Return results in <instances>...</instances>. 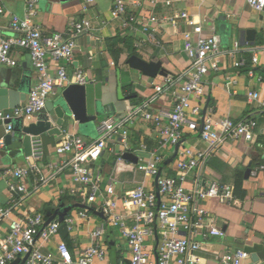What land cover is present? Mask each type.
<instances>
[{"label":"crops","instance_id":"crops-1","mask_svg":"<svg viewBox=\"0 0 264 264\" xmlns=\"http://www.w3.org/2000/svg\"><path fill=\"white\" fill-rule=\"evenodd\" d=\"M125 4L126 14L113 20L110 17L111 0H92L89 4H85L83 0H38L37 3L38 15L35 21L45 33H63L69 22L76 18L87 19L95 26L91 36H83L77 41L73 60L69 64L60 62L58 65L65 66L69 75L76 71H82L86 75L89 115L94 114V103L100 109L111 104L115 108L112 118L123 122L128 130L130 151H122L117 141L113 140L88 169L92 173L101 174L102 188L113 185L114 199L118 202L115 214L130 226L136 209L125 207L122 198L139 186L156 192L155 180L146 178L137 170V164L146 162L150 151L157 148L160 141L158 128L153 122L143 119L141 113L171 111L177 103V95L173 89L156 93L155 87L161 85L162 77L157 76L151 82L149 78L130 69L126 60L136 55L147 62H161L168 75L177 80L186 79L190 60L184 51V34L191 27L180 19L169 22L174 13L186 12L201 25L205 35L215 36L219 44L215 60L218 70L210 71L205 77V104L208 113L214 119L227 117L234 122L252 120L255 123L249 137L239 141L228 140L207 161L203 180L233 186L235 197L233 204L219 203L217 200H209L203 204L209 213L208 221L224 232L223 238L209 240L208 247L211 251L243 249L249 254L243 264H260L264 259V172H258L255 177L249 175L246 180L244 173L248 168L254 172L264 155V112L257 110L247 99L249 92H264V54L259 56V65L252 67L253 53L250 50L264 45L263 18L247 6L246 0H125ZM0 11V37H11L10 17H24L25 0H0ZM151 17L158 21L152 28L155 32L149 33L154 40L144 34L140 27ZM247 30L255 32L253 41L246 40ZM234 42L241 47L234 59L245 60V67H233V58L229 56V52ZM15 57L18 62L16 67L11 69L0 66V87L17 89L22 86L27 97L35 83L36 73L24 52L16 50ZM54 65L56 64L51 66L53 70ZM249 71L254 73L253 78L248 76ZM259 77L262 79L261 83L257 81ZM60 92L62 91L58 89L57 95ZM56 98H49L48 101H55ZM41 112L29 118L11 121V132L21 125L35 124L36 115ZM129 115H133L132 118L129 119ZM105 119L109 118L102 115L94 124L82 129L74 125L64 132L79 135L85 143H92L97 139V124ZM54 122L55 120L53 125ZM5 125L0 123V136L7 134ZM63 133L61 136H40L43 157L37 164L43 175L49 178V182L38 193L32 194L34 176L30 175L27 180L30 194L15 210H10V216L0 221V236L7 232L8 220L42 213L45 209L51 210L47 214H53L59 209L60 202H63L65 207L74 206L66 216V219L74 220L73 229L67 230L65 238L59 233V237L46 244L43 251L54 253L57 242L61 240L67 245L73 258H76L82 250L94 243L91 235L106 221V217L98 203L88 204L84 196L68 194V190H77L79 187L71 181L70 172L66 169L58 172L49 169L52 165L57 166L63 159L55 154L56 145L64 136ZM181 144L197 150L205 149V144L199 140L198 135L188 132L183 136ZM142 147H145L144 151ZM126 152L137 158V164L121 158ZM161 153L166 161L174 156L175 149ZM175 159L176 155L169 165L162 168L163 174L172 177L176 175ZM25 166L27 159L24 157L12 160L0 155V211L10 208L8 186L12 183V171ZM190 178L191 176L188 180ZM186 186L190 187L189 181ZM83 211L87 212L86 217L80 218L79 213ZM100 243L106 248L107 257L104 262L95 264H128L130 252L116 228L106 223ZM156 244L154 238L145 245L153 250ZM194 255L199 264H217L210 253L200 252ZM252 255L257 258V263L252 260Z\"/></svg>","mask_w":264,"mask_h":264},{"label":"built area","instance_id":"built-area-1","mask_svg":"<svg viewBox=\"0 0 264 264\" xmlns=\"http://www.w3.org/2000/svg\"><path fill=\"white\" fill-rule=\"evenodd\" d=\"M85 4L92 0H83ZM38 0H25L24 17L11 16L9 29L12 36L0 37V66L14 68L17 66L16 50H21L30 59L36 73V80L27 94L23 104L9 110L0 111V123L6 124V133L11 132L10 122L15 119L29 118L45 109L49 98L57 97L61 91L70 85L85 86L88 83L82 71L69 75L65 66L69 64L77 48V41L83 36H91L95 26L87 19H73L63 33H45L35 21L38 15ZM110 17L120 19L127 12L125 0H111ZM247 6L258 13L264 20V0H246ZM2 11H0L1 13ZM182 20L191 30L184 34V51L190 60L186 79L177 80L173 76L162 77V83L155 87L156 93L173 89L177 95V103L171 111L157 113L143 112L142 117L151 121L159 130L158 147L150 151L149 158L144 163L137 164V170L146 178L155 180L160 167L165 161L162 151L175 149L177 145L174 168L175 176L160 173L156 186L159 192V204L154 191L145 190L139 186L122 198L127 208H135L136 214L132 224L115 214L117 200L114 199L113 185L102 188L100 173H92L88 167L93 164L107 148L109 142L117 141L122 151H130L128 130L123 122L113 118L100 121L96 126L97 139L85 143L81 136L65 133L56 145L55 154L63 158L59 164L50 166V170L70 172L71 181L78 189L68 190L70 196H84L88 204H99L106 221L94 230L91 237L94 243L82 250L73 258L67 245L59 240L55 252L43 251L46 244L59 237L60 223L57 220L48 222L42 213H34L23 218L15 217L8 220L7 232L0 236V264H10L16 259L28 256L24 264H95L104 262L107 257L106 248L100 243L105 224L117 229L119 237L125 241L130 257L128 264H199L195 253H210L217 264H243L249 254L243 249H226L211 251L208 247L212 238H223L222 229L208 221L209 213L203 205L209 200L219 203L233 204L235 202L234 187L216 182H205L203 173L209 157L219 151L228 141H239L249 137L255 127L252 120L234 122L224 117L214 119L208 113L205 104V77L210 71H217L215 63L219 53V44L215 36L205 35L201 25L194 21L186 12H176L169 18ZM158 24L156 18H148L141 24V31L155 32L153 26ZM193 37V38H192ZM241 50L239 43L234 42L229 52L233 58V67H245V60L236 61L235 54ZM252 51L251 66L259 65V56L264 54V45L250 48ZM55 68L52 69V64ZM254 77L252 71L248 72ZM259 77L257 81L261 83ZM231 83L235 84V81ZM248 102L256 109L264 112V92L252 91L247 94ZM203 112L204 115H203ZM134 115V114H133ZM133 115H129V119ZM9 123V124H8ZM197 134L205 144L204 150L183 147L182 139L185 133ZM4 147L0 139V148ZM32 152L27 159V166L12 171V183L8 186L10 208L0 211V221L10 216L21 201L29 194L27 180L34 176L32 194L38 193L49 182L37 164L43 157L42 140L37 137L31 142ZM145 147H142V151ZM264 172V155L254 172ZM8 174V173H7ZM191 178L188 180V177ZM190 182V187L186 182ZM86 211L79 217L85 218ZM67 230H72L74 220L67 218L63 222ZM157 237L153 250L146 247V242Z\"/></svg>","mask_w":264,"mask_h":264},{"label":"water","instance_id":"water-1","mask_svg":"<svg viewBox=\"0 0 264 264\" xmlns=\"http://www.w3.org/2000/svg\"><path fill=\"white\" fill-rule=\"evenodd\" d=\"M229 30L230 29H228V31ZM254 35L255 32L253 30H247L245 32V38L247 41H253ZM126 63L130 69L149 78L151 82L157 76L166 77L168 75L165 68L162 67L161 62H147L136 55H132L128 57ZM25 98L26 93L22 86L17 89L0 87V111L13 109L19 106L21 102L25 101ZM99 107L98 104L94 103V114L89 115L86 87L81 85H70L62 90L55 101H48L46 103L44 111L36 115L35 124H29L27 126L21 125L14 128L11 133L1 135L0 139H3L4 147L0 150V155L8 156L12 160L22 157L28 158L31 156V142L34 138H40L42 135L61 136L65 129L74 125H77L82 129V127L86 125L96 123L97 118L102 115H105L108 118L114 117L115 108L113 105L110 104L109 106L101 107V109ZM54 120L55 122L53 125ZM178 148L179 145L175 147L174 156L166 160L160 167L159 174L155 178V184L162 168L172 162ZM121 158L129 163L137 164V158L128 152L124 153ZM250 173L251 169L248 168L244 173L245 180L249 178ZM155 193L159 204L160 201L157 186ZM73 207L74 206L65 207L63 202H60L59 209L55 213L47 214L48 222L57 218V221L60 223L59 233L62 238H65L67 235V228L63 222ZM155 239L157 241V237ZM27 257L28 256L26 255L23 259L18 258L10 264H24ZM251 258L257 263V258L254 255H252ZM260 264H264V259Z\"/></svg>","mask_w":264,"mask_h":264},{"label":"trees","instance_id":"trees-1","mask_svg":"<svg viewBox=\"0 0 264 264\" xmlns=\"http://www.w3.org/2000/svg\"><path fill=\"white\" fill-rule=\"evenodd\" d=\"M49 211H51L50 209H45L42 213L45 215V217H46V215H47V212H49ZM47 218V217H46Z\"/></svg>","mask_w":264,"mask_h":264}]
</instances>
